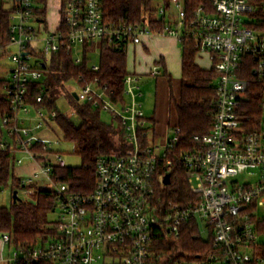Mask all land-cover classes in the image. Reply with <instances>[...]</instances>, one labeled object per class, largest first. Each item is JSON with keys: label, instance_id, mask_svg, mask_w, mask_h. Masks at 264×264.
Returning a JSON list of instances; mask_svg holds the SVG:
<instances>
[{"label": "built area", "instance_id": "built-area-1", "mask_svg": "<svg viewBox=\"0 0 264 264\" xmlns=\"http://www.w3.org/2000/svg\"><path fill=\"white\" fill-rule=\"evenodd\" d=\"M153 3L148 12L154 17L113 26L105 20L103 0H61L59 24L51 31L48 8L46 25L39 21L34 0H0L10 14V41L0 43V67L5 57L13 63L5 92L8 110L0 113V154H10L14 169L35 166L31 174L16 176L18 190L30 198L52 192L59 214L57 234L31 249L16 247L10 234H3L1 264H157L156 236L179 240L185 231L205 243L213 241L212 249L195 261L163 253V264H264V0ZM159 21L164 27L156 32L153 22ZM168 36L180 45L192 42L216 75L210 132L195 135L196 145L187 150L177 148L179 128L159 141L144 113L141 75L126 77L123 104L114 102L97 78L83 86L81 76L71 81L78 88L73 97L118 118L130 149L97 160L90 193L55 184L54 169L67 166L53 149L58 142L48 135L59 117L45 100L51 57L65 51L80 65L85 47L96 46L87 52L90 56L102 41L128 52L146 39ZM90 68L99 72L100 64ZM161 74L159 65L151 69L152 77ZM32 85L40 86L35 100L29 99ZM256 93L259 115L246 114ZM175 167L183 169L195 197L186 205L160 196Z\"/></svg>", "mask_w": 264, "mask_h": 264}, {"label": "trees", "instance_id": "trees-1", "mask_svg": "<svg viewBox=\"0 0 264 264\" xmlns=\"http://www.w3.org/2000/svg\"><path fill=\"white\" fill-rule=\"evenodd\" d=\"M38 6L39 21L47 25V8L49 0H34ZM192 4L200 0H189ZM153 0H103L104 17L109 25L118 26L124 23H139L144 15L154 17ZM155 21V20H153ZM159 23V24H156ZM154 24V25H153ZM152 29L161 31L163 22H153ZM156 24V25H155ZM10 41V14L0 7V43L6 45ZM96 46L85 47L84 61L75 64L73 58L65 51L51 57L46 75L50 92L45 95L46 106L57 109V102L62 90L72 80L83 77L81 84L86 86L96 78L101 85L108 86V93L116 103L125 102V79L129 72L127 50H118L108 41L97 44L100 49V71L94 72L90 68L87 52ZM182 47V75L178 94L174 91V82L164 66L163 77L170 86V106L177 116V124L172 128L181 130L178 149L187 150L196 145L195 135H205L211 130L216 109V75L210 69H202L197 63V50L192 42L185 41ZM163 63V62H162ZM7 80L0 79V113L8 110L6 97ZM40 95V86L32 85L29 89V99L35 100ZM252 97V96H251ZM73 101L81 123L75 124L71 118L59 112L57 126L62 130L64 138L74 142L77 153L83 164L80 168H55L54 183L69 185L74 192L90 193L96 185V163L104 155L125 153L130 149L126 142L124 127L118 118L111 123L102 119L104 111L94 108L90 103L78 102L72 94ZM246 106V114L259 115L260 96L253 95ZM256 100V101H254ZM148 120V119H147ZM151 128H155L154 121L148 120ZM154 130V129H153ZM10 154H0V187L7 186L12 180L13 190L20 188L19 179L14 174L10 161ZM13 191V192H14ZM160 196L163 201H174L186 205L195 201L191 195L189 185L183 169L175 167L172 181L166 185ZM32 201H20L12 204L11 208L0 207V237L10 234L16 247L31 249L48 236L57 234V224L49 220V215L56 207V196L49 191H39L33 194ZM195 232V230H194ZM212 242L205 243L195 239L190 232H183L179 240L159 234L155 238L157 264H163L159 259L161 254L172 255L177 261H195L203 258V251L212 249ZM181 249V250H180ZM180 250V251H179ZM264 257V246L261 248Z\"/></svg>", "mask_w": 264, "mask_h": 264}, {"label": "rangeland", "instance_id": "rangeland-1", "mask_svg": "<svg viewBox=\"0 0 264 264\" xmlns=\"http://www.w3.org/2000/svg\"><path fill=\"white\" fill-rule=\"evenodd\" d=\"M60 2L61 0H49V3H48V14L47 15H48V21H49V26H50L51 31H54L59 24ZM152 4H153L152 6L156 5V3H152ZM5 8L9 10L10 5H6ZM156 38L164 39V38H159V37H156ZM168 40L169 39L165 40L167 42L166 44H169L170 40L169 41ZM177 44H176L177 48H179L180 54H181L182 47L178 42ZM165 46L169 47L167 45ZM140 57L141 56L138 52L136 56L137 63H139V61L142 60ZM89 60H90L91 66L99 65L100 64V50H97L95 53H91L89 56ZM134 60H135V54L133 53L132 50H129L128 65H127L128 72H131L133 74L134 72H136V73L143 75L145 72L148 71V68L144 67L147 71L140 73L142 72V70H140L141 68L139 66L136 68V70H134V64L136 63V61L134 62ZM197 63L202 69H209L211 67L210 62L206 58L201 57V56L197 58ZM2 64L3 66H5V68L0 67V79L8 80L9 79V68L12 66L13 63L8 57H5L4 59L1 60V65ZM171 71H172L173 78L175 79L181 78V69H180L179 59L177 60L176 63L175 62L173 63V66L171 67ZM166 86H167V83L163 79L157 80V78L155 77H150V72L149 74L147 73L144 75V78H143V94L144 95L141 101L144 103V113L146 114L148 118L153 117L155 108L158 106V103L160 105V101L162 100V98H164V96H165V101L167 100L166 94L164 92V90L166 91V88H165ZM76 87L77 85L74 82H69L66 86V89L64 91L62 90L60 97L58 99V102H57V110L62 115L71 118V120L75 124L79 125L81 123V120L79 116L77 115L73 101H71V99L69 98V94L78 90V88ZM101 116H102V119L107 123H111L113 121V118L109 113L104 112ZM168 117L170 118L172 122L176 119L175 113L173 110H171V114H169L168 112ZM48 135L55 142H58V143L53 144V149L55 152L59 153L63 157V160L67 167L80 168L82 166L83 161L77 153L76 144L70 140H66L60 128L56 127L55 131L51 132V134H48ZM13 187H14V184L12 180L8 183L7 186L0 187V207L11 208L13 204V191H14ZM165 187L166 186H164V188ZM18 192H19L21 199L25 201L33 200V198H30L29 196L28 197L23 196L20 190H18ZM58 217H59L58 212H53L49 215V220L52 223H56L58 221ZM261 241L262 243H264V237L261 239ZM39 244L42 245L43 243L40 242ZM7 254H8V250H6V255Z\"/></svg>", "mask_w": 264, "mask_h": 264}, {"label": "crops", "instance_id": "crops-1", "mask_svg": "<svg viewBox=\"0 0 264 264\" xmlns=\"http://www.w3.org/2000/svg\"><path fill=\"white\" fill-rule=\"evenodd\" d=\"M159 38H164V39H158L156 37H152L149 39H146L142 45H136V46H132L130 47L129 50H132L133 53L135 54V60L136 63L134 64V70H136V68L139 66L142 70L143 73L145 71H147L145 68H148V71L145 72L143 75L134 72L135 74L141 75L144 78L145 74H149V72H151V69L155 66V65H159L161 68V76L159 77H155L157 78V80H164L167 83L166 91L164 90L165 94H166V98L167 100L165 101V96L164 98H162V100L160 101V105L158 103V106L155 108V112L153 117L148 118L146 116V118L149 120H152L155 124V128L154 132H155V138L157 140H162L163 138L167 137L170 133V131L172 130V127L175 126L177 124V116L175 113V117L176 119L172 122L170 120V118L168 117V112L169 114H171V110L172 107L170 106V86L169 83L167 81L166 78L163 77V69L164 66L166 67V70L168 71V73L171 75L173 82H174V91L176 94H178L179 92V83H180V79H175L173 78L172 75V71H171V67L173 66V63L177 62V60L179 59V63H180V69L182 67V53L180 54V50L179 48H177V40L174 37H159ZM169 39V44H166L167 42L165 40ZM177 44V45H176ZM165 45L169 46L166 47ZM128 50V53H129ZM140 54V58L142 59L141 61H139V63H137V54ZM163 62V63H162ZM144 64V66H143ZM153 66V67H152ZM2 68H5V66H3V64L1 65ZM145 67V68H144ZM182 72V70H181ZM131 73V72H129ZM182 75V73H181ZM150 77H152L150 75ZM5 80V79H3ZM164 95V94H162ZM144 105V103H143ZM144 109V108H143ZM174 111V110H173ZM146 115V114H145ZM150 123V122H149ZM151 124V123H150ZM35 169L34 165H25V166H21L18 167L16 169H14V173L15 176H18L20 174L22 175H28L31 174ZM18 178V177H17ZM0 246H1V242H0Z\"/></svg>", "mask_w": 264, "mask_h": 264}, {"label": "water", "instance_id": "water-1", "mask_svg": "<svg viewBox=\"0 0 264 264\" xmlns=\"http://www.w3.org/2000/svg\"><path fill=\"white\" fill-rule=\"evenodd\" d=\"M74 97H75L76 100H78V97H77V95L75 93H74ZM164 183H165V185H169L170 184V176L169 175H167L165 177ZM20 200H21V198L18 195V191L17 190L14 191L13 192V202L16 203V202H18Z\"/></svg>", "mask_w": 264, "mask_h": 264}]
</instances>
